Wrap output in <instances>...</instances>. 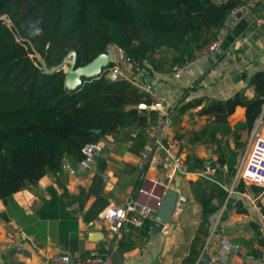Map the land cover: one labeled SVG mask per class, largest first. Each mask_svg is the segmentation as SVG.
I'll return each instance as SVG.
<instances>
[{"label":"trees","instance_id":"trees-1","mask_svg":"<svg viewBox=\"0 0 264 264\" xmlns=\"http://www.w3.org/2000/svg\"><path fill=\"white\" fill-rule=\"evenodd\" d=\"M244 1L0 0V200L5 202L13 194L36 186L46 173L59 170L64 158L80 160L84 144L100 143L107 134L137 127L133 145L147 139L146 129L155 111L138 109L137 104L152 101L150 92L125 78L109 79L103 71L107 65L100 75L83 77L79 85L69 88L62 68L48 70L68 51L73 49L75 65H82L114 44L136 72L152 76L154 71L171 69L194 57ZM247 23V18L240 17L226 30L223 48ZM170 49L171 60L166 54ZM249 84L252 96L242 90L226 98H210L201 112L211 120L195 133L196 139L206 134L216 145L220 167L216 176L227 174L226 182H230L245 146L242 132L248 133L259 113L264 120V69L255 71ZM197 102H184L179 110ZM237 105L245 107V118L231 126L227 118ZM190 161L203 168L202 159L186 157V164ZM244 186L240 182L235 190ZM251 187L261 192L260 187ZM49 191L51 196L40 205L39 217L58 219L65 234L75 231L74 215L51 187ZM221 191L224 199L226 191ZM201 194L197 198L202 221L208 224L218 207L210 205L203 191ZM259 206L264 215V203ZM140 227L146 234L155 222L145 219ZM254 228L258 230V226ZM203 231L206 236L207 225ZM194 252L192 248L191 254Z\"/></svg>","mask_w":264,"mask_h":264},{"label":"crops","instance_id":"crops-1","mask_svg":"<svg viewBox=\"0 0 264 264\" xmlns=\"http://www.w3.org/2000/svg\"><path fill=\"white\" fill-rule=\"evenodd\" d=\"M244 4L245 12L230 13L225 26L219 31L224 35L240 17L248 19L247 27L240 35V38L246 36L248 42L232 47L236 50L235 57L219 52L181 73L171 69L154 71L153 80L148 81L152 86L150 96L163 97L172 106L170 136L183 160L185 172L176 173L168 180L164 175L168 162L162 152H156L141 178L137 164L146 138L135 147L133 139L136 138L137 127L107 134L100 140L103 149L92 171L86 173L79 170L78 160L66 157L58 173L57 170L55 173L48 172L36 186L13 194L5 202L0 200V264H44L62 252L84 255L93 248L106 250L110 234L106 221L100 217L101 211L110 205H122L130 198L144 203L147 196L139 192L141 187L153 190L161 201L168 189L183 194L187 199L184 211L181 215L172 213L170 220L165 222L172 225L166 234L160 231L162 223L159 221H154L155 227H151L146 234L141 233V227L130 223L124 225L123 239L113 251L111 264L196 263L206 237L203 230L206 225L209 226L202 221V207L197 196H202L203 191L210 199V205L220 208L225 199L222 198L221 188L226 191L230 184L225 181L229 179L227 174L216 176V169L220 168L216 145L209 141L206 134L195 138V133L211 120V116L202 113L201 108L210 98H226L242 90L252 96L254 90L249 84L250 76L264 69V22L256 25L253 21L256 16H264V0H245ZM197 100L195 105L179 110L182 103ZM244 118L245 107L237 105L227 120L233 126ZM148 131L146 129V134ZM247 135V132H242L244 143ZM228 140L231 143L230 135ZM186 157L202 159L203 168L195 166L192 161L186 164ZM206 161H213L216 166L209 167ZM63 163L78 169L77 173L71 175L65 172ZM50 187L74 215L75 231L65 234L58 219L39 217L40 205L51 196ZM253 190L245 185L242 190L233 192L230 206H227L220 224L219 237L199 264H223L221 260L212 258L222 240L240 245L238 250L228 252L225 264H264V219L259 206L264 203V190ZM151 204L155 217L160 206L157 198L153 197ZM254 225L258 226V230ZM91 232L101 235L92 240L89 238ZM192 248L194 254H191Z\"/></svg>","mask_w":264,"mask_h":264},{"label":"built area","instance_id":"built-area-1","mask_svg":"<svg viewBox=\"0 0 264 264\" xmlns=\"http://www.w3.org/2000/svg\"><path fill=\"white\" fill-rule=\"evenodd\" d=\"M245 7L246 5L241 3L236 6L232 12L243 14L245 12ZM253 21L256 25H260L264 22V16H256ZM241 34L242 31L234 38L227 48H223L222 45L223 35L218 34L215 38L202 44L194 57L184 62L174 64L171 68L172 72L181 73L201 60L216 56L219 52H224L231 57H235L236 50L232 47H237V43L248 42L246 36L240 38ZM113 46L114 44L108 46L107 51L109 54L111 53L110 51H113ZM121 52L123 53L122 49ZM121 56L122 54H120V57ZM120 57H117L116 53L112 56L110 55V61L107 63L106 69L103 70L105 76L109 79L125 78L139 89L151 92V84L149 82H143L140 74L134 70L133 65L129 62L125 65L120 64ZM137 108L155 111V117L148 129L146 142L139 154L137 168L141 174V178L144 177V170L156 152H162L168 162V167L164 172L168 180L172 179L176 173H184L185 168L183 160L177 153L175 142L170 136V129L173 122L171 104L167 103L163 97H156L149 103L139 102ZM102 149L101 143L98 142L84 144L80 149L82 158L78 160L79 170L86 173L92 171L95 166L96 158L101 154ZM62 169L71 175H75L78 170L66 163H63ZM58 171L59 170H57V173ZM240 182L248 186L260 187L262 191L264 190V120L262 113L256 116L248 131L244 149L238 158L230 184L226 188L224 202L221 207L212 214L204 245L198 254L195 264H199L201 261L205 260L207 251L212 243L219 237V228L223 215L227 209V202ZM139 192L147 196V200L144 203H140L137 199L134 200L130 198L122 205H110L101 211L100 217L106 221L110 234V242L106 250L93 248L84 255L75 252H62L45 261L44 264H111L113 251L118 248L123 239L124 225L130 223L138 228L145 219H151L157 222L153 216L154 207L151 204V199L153 197L157 198L160 205V197H156L153 190L144 189L142 187L139 189ZM186 201L187 199L183 194L177 193L172 213L181 215L184 211ZM261 217L264 219V215L261 214ZM171 227L172 225L170 223H162L160 225V231L166 234ZM239 247L240 245L237 243L222 240L220 247L214 252L212 258L221 260V262L225 264L228 252L231 250H238Z\"/></svg>","mask_w":264,"mask_h":264},{"label":"water","instance_id":"water-1","mask_svg":"<svg viewBox=\"0 0 264 264\" xmlns=\"http://www.w3.org/2000/svg\"><path fill=\"white\" fill-rule=\"evenodd\" d=\"M109 61L110 54L108 51H106L97 54L85 64L75 65V51L72 49L66 53L58 65L52 66L48 70L52 71L57 68H62L65 71L64 83L67 87L71 88L79 85L82 82L83 77L91 78L100 75L102 73L103 67L106 66ZM65 64H68L66 70L64 68ZM139 74L142 76L145 82L153 80L152 76L149 74H144L142 71H140ZM206 165L209 167H215L216 163L213 161H206ZM176 196L177 193L175 190L168 189L166 191L155 215L157 221L160 223H165L170 220ZM100 235V233L91 232L89 234V238L92 240H97Z\"/></svg>","mask_w":264,"mask_h":264},{"label":"rangeland","instance_id":"rangeland-1","mask_svg":"<svg viewBox=\"0 0 264 264\" xmlns=\"http://www.w3.org/2000/svg\"><path fill=\"white\" fill-rule=\"evenodd\" d=\"M113 47H114V49H113V51H110V52H111L110 55L112 56V55H114V53H116L117 57H118V56L120 57V54H122V56L119 58V63L122 64V65H125V64L127 63V61L125 60V58H124V56H123V53L121 52L120 47H118V46H116V45H114ZM172 53H173L172 49L168 50V51L166 52L167 57L170 58V55H172ZM32 56H33V55H32ZM170 60H171V58H170ZM170 60H168V64H170ZM168 64H167V65H168ZM126 66H128V65H126ZM67 67H68V64H65V65H64L65 70L67 69ZM167 70H168V69H167ZM169 70H170V69H169Z\"/></svg>","mask_w":264,"mask_h":264}]
</instances>
